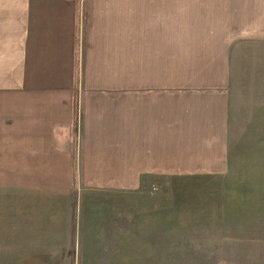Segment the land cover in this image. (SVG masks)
Returning a JSON list of instances; mask_svg holds the SVG:
<instances>
[{"label":"crops","instance_id":"obj_1","mask_svg":"<svg viewBox=\"0 0 264 264\" xmlns=\"http://www.w3.org/2000/svg\"><path fill=\"white\" fill-rule=\"evenodd\" d=\"M224 5L219 24H184L175 0L0 1L7 264H71L75 186L123 204L232 173L250 1Z\"/></svg>","mask_w":264,"mask_h":264},{"label":"rangeland","instance_id":"obj_2","mask_svg":"<svg viewBox=\"0 0 264 264\" xmlns=\"http://www.w3.org/2000/svg\"><path fill=\"white\" fill-rule=\"evenodd\" d=\"M175 1L176 21L180 16L184 24H219L229 0ZM249 1L250 114L241 109L239 123L250 118V126L240 125L233 136L232 173L177 176L174 190L150 186L137 200L134 194L124 197L123 204L117 194L75 186L78 228L71 264H264V0ZM4 71L0 66V87L6 84ZM2 123L0 216H5L11 175L5 168ZM4 250L0 264H7Z\"/></svg>","mask_w":264,"mask_h":264},{"label":"trees","instance_id":"obj_3","mask_svg":"<svg viewBox=\"0 0 264 264\" xmlns=\"http://www.w3.org/2000/svg\"><path fill=\"white\" fill-rule=\"evenodd\" d=\"M72 247H74V244L72 243ZM72 261H73V254H72Z\"/></svg>","mask_w":264,"mask_h":264}]
</instances>
